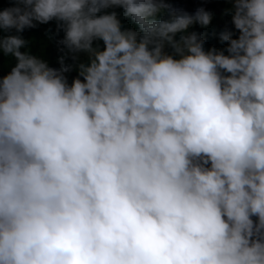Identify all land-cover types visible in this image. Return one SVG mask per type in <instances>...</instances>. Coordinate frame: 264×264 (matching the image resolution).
<instances>
[{
  "label": "clouds",
  "instance_id": "1",
  "mask_svg": "<svg viewBox=\"0 0 264 264\" xmlns=\"http://www.w3.org/2000/svg\"><path fill=\"white\" fill-rule=\"evenodd\" d=\"M176 2L0 0V264H264V0Z\"/></svg>",
  "mask_w": 264,
  "mask_h": 264
},
{
  "label": "trees",
  "instance_id": "2",
  "mask_svg": "<svg viewBox=\"0 0 264 264\" xmlns=\"http://www.w3.org/2000/svg\"><path fill=\"white\" fill-rule=\"evenodd\" d=\"M2 6L7 7L8 5L4 3ZM175 6L183 8L189 12H193L199 7H204L205 9L210 10L213 13V21L211 25L207 29L197 28L196 30L205 33L206 48L213 46L217 48L224 47V44L219 40V32L222 31L226 25L230 27V23L229 18L223 15V10L226 5L222 0H209V2H203V0H177ZM46 32H48V35H46ZM55 32V24L50 23L48 25H39L37 28L26 30L23 33L26 39H31L33 41L31 51L33 53L41 54L52 67H58L56 61L59 53L57 51L56 40L59 39V36L55 35ZM49 35L52 36V39H49ZM60 35H62V33ZM9 64L10 62L6 58L3 65L4 72L8 71ZM72 75H75V73L70 74L69 79H71Z\"/></svg>",
  "mask_w": 264,
  "mask_h": 264
}]
</instances>
